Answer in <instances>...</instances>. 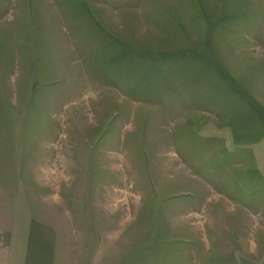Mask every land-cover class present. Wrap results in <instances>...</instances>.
<instances>
[{
	"label": "rangeland",
	"instance_id": "374dc122",
	"mask_svg": "<svg viewBox=\"0 0 264 264\" xmlns=\"http://www.w3.org/2000/svg\"><path fill=\"white\" fill-rule=\"evenodd\" d=\"M0 264H264V0H0Z\"/></svg>",
	"mask_w": 264,
	"mask_h": 264
}]
</instances>
